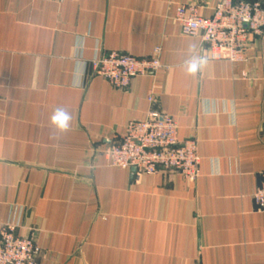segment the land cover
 I'll return each instance as SVG.
<instances>
[{"label":"crops","instance_id":"crops-1","mask_svg":"<svg viewBox=\"0 0 264 264\" xmlns=\"http://www.w3.org/2000/svg\"><path fill=\"white\" fill-rule=\"evenodd\" d=\"M217 1L0 0V223L35 241L36 264H264L252 199L264 180V34L248 36L243 62L209 60L173 18L182 4L209 17ZM155 47L162 67L125 88L90 73L95 54ZM57 107L71 114L66 133L50 123ZM151 107L195 140L194 182L108 165L104 149Z\"/></svg>","mask_w":264,"mask_h":264},{"label":"built area","instance_id":"built-area-1","mask_svg":"<svg viewBox=\"0 0 264 264\" xmlns=\"http://www.w3.org/2000/svg\"><path fill=\"white\" fill-rule=\"evenodd\" d=\"M173 18L183 33L200 34L209 60L243 62L248 36L264 34V6L258 1L218 0L209 17L197 15L193 4H182L176 7ZM158 52L159 47L145 57L117 51L99 53L88 67L92 75L125 88L132 78L154 74L162 67ZM147 101L152 103L151 94ZM104 155L110 166L133 168L134 180L160 171L177 172L189 182L198 176L195 140H178L175 119L153 107L143 119L129 121L119 139L104 149ZM252 199L256 209L264 212V180L253 191ZM17 229L15 220L0 223V264H36L39 246L31 237L18 234Z\"/></svg>","mask_w":264,"mask_h":264},{"label":"clouds","instance_id":"clouds-1","mask_svg":"<svg viewBox=\"0 0 264 264\" xmlns=\"http://www.w3.org/2000/svg\"><path fill=\"white\" fill-rule=\"evenodd\" d=\"M199 67L200 63L196 60H191L187 63V71L189 73L197 72ZM71 120V114L64 107H57L50 117L51 125L57 132L60 133H66L70 131Z\"/></svg>","mask_w":264,"mask_h":264},{"label":"water","instance_id":"water-1","mask_svg":"<svg viewBox=\"0 0 264 264\" xmlns=\"http://www.w3.org/2000/svg\"><path fill=\"white\" fill-rule=\"evenodd\" d=\"M134 169L133 168H131V171H133Z\"/></svg>","mask_w":264,"mask_h":264}]
</instances>
